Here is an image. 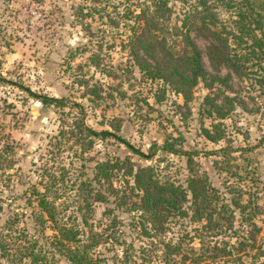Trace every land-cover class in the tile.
Instances as JSON below:
<instances>
[{"label": "rangeland", "instance_id": "1", "mask_svg": "<svg viewBox=\"0 0 264 264\" xmlns=\"http://www.w3.org/2000/svg\"><path fill=\"white\" fill-rule=\"evenodd\" d=\"M139 1L0 0V147L7 142L13 150L12 166H0V244L6 246L0 249V264H27L28 258L19 260V254L30 247L44 252L41 264H69L52 251L54 231L41 223L31 190L42 185L55 191L60 221L76 227L80 241H89L92 231L109 235L93 246V264H161L162 241L181 237L180 222L187 223V229L196 223L171 220L162 233L144 235L132 221L135 212L126 210V201L118 205L112 197L108 202L96 200L80 181L89 180L97 160L126 154L134 169L152 165L161 179L184 187L189 174L185 156L164 150L165 140L191 152L194 168L228 207L232 198L245 204L243 213H234L232 227L238 235L230 236L231 230L222 228L208 237L210 244L238 252L207 264H264V92L224 63L208 59L211 37L203 28H190L189 37L205 76L224 77L225 85L214 81L209 87L198 79L184 98L163 78L148 76L122 46L132 21L130 11ZM188 3L195 0H168L169 26L180 22ZM217 12L227 21L228 11ZM76 46L83 49L70 56L69 48ZM91 52L102 56L110 74L86 64ZM81 77L86 81L79 82ZM90 85L101 87L94 99L87 91ZM32 92L62 97L64 104L42 106ZM205 94L217 102L224 95L233 96L228 116L206 114ZM216 121L214 128L211 123ZM80 122L112 131L126 124L124 138L151 155L131 153L111 136L84 137L74 125ZM202 127L218 138H208ZM221 146L230 151L210 152ZM121 177L118 171L114 186L122 184ZM253 225L259 227L255 247L239 245L238 241H248Z\"/></svg>", "mask_w": 264, "mask_h": 264}, {"label": "trees", "instance_id": "2", "mask_svg": "<svg viewBox=\"0 0 264 264\" xmlns=\"http://www.w3.org/2000/svg\"><path fill=\"white\" fill-rule=\"evenodd\" d=\"M136 7L130 11L132 21L122 46L127 47L135 63L148 76L163 78L176 91L181 92L184 98L188 97L187 92L198 79L209 87L214 81L225 85L224 77L205 76L206 72L201 65L198 50L189 37L190 28H203L211 37L206 47L208 59L216 65L224 63L238 76L249 80L251 86L254 84L258 91L264 92V0H195V3H188L187 8L181 11L180 22L170 26L166 22L172 11L168 0H140ZM218 8L229 12L227 21L219 17ZM166 33L169 34V38ZM175 36L179 37L178 41ZM82 49L79 46L69 48L70 56ZM86 64L105 74L111 73L110 67L102 61V56L98 52H91L86 57ZM78 80L86 81L84 77ZM100 88L90 85L87 91H92L94 99L99 96ZM31 94L45 107L50 104H64L62 97L33 92ZM233 101L234 97L231 95H224L222 102H217L215 96L205 94L203 110L209 116L223 118L230 113ZM218 124L219 121L211 123L214 128ZM74 125L83 131L84 137L111 136L123 143L126 150L131 153L143 158L151 155L150 152L144 153L124 138L126 124L121 130L116 131L107 128L95 130L81 122ZM202 128L208 138H218L219 134L212 136L206 127ZM162 148L185 156L189 174L184 187L168 178L161 179L152 165H141L134 169L126 154L123 157L97 160L89 180H81L80 184L82 186L84 184L88 194L96 200L108 202L112 197L115 200L113 202L118 205L126 201L128 204L126 210L135 212L132 221L137 223L144 235L162 233L171 220L187 219L188 223H196L187 229L185 226L187 223L180 222L183 229L181 237L162 241L161 264H207L220 256L238 252V248L232 250L216 243L210 244L208 237L212 234L216 236L222 228L231 230L230 236L238 235L237 229L232 227L234 213L235 209L238 213H243L245 204L238 198H232V207H228L227 203L219 198L216 188L194 168L190 151L180 149L167 140L162 143ZM227 151L230 149L226 146L210 150L211 153L221 154ZM12 154L13 150L7 142L0 147V166L11 167ZM118 171L122 176V184L116 187L112 178ZM186 191L189 197L188 203L184 204ZM31 192L41 213L39 217L42 225L54 231L53 240L50 241L52 251L63 256L69 264H93L91 255L93 246L105 242L109 235L92 231L89 241H80L79 230L60 221L55 206L57 198L55 191L42 185V189L33 186ZM258 230L259 227L253 225L248 241H238V244L242 246L247 244L249 248H254L255 234ZM194 239L198 241L197 246L193 244ZM5 247L4 244H0V249L5 250ZM32 249L33 247H30L21 251L19 260L27 257V264H41L45 259L44 252L38 249L37 253ZM6 254L5 252L4 255Z\"/></svg>", "mask_w": 264, "mask_h": 264}]
</instances>
